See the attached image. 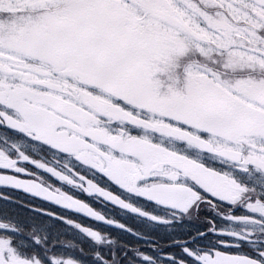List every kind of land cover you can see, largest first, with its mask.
<instances>
[{"label":"snow or ice","instance_id":"obj_1","mask_svg":"<svg viewBox=\"0 0 264 264\" xmlns=\"http://www.w3.org/2000/svg\"><path fill=\"white\" fill-rule=\"evenodd\" d=\"M0 264H264V0H0Z\"/></svg>","mask_w":264,"mask_h":264}]
</instances>
